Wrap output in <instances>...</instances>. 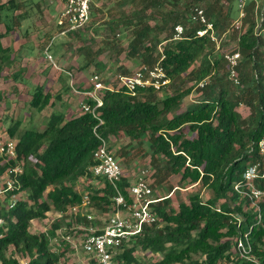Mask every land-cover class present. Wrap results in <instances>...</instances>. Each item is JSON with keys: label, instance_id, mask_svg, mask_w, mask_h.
I'll use <instances>...</instances> for the list:
<instances>
[{"label": "trees", "instance_id": "1", "mask_svg": "<svg viewBox=\"0 0 264 264\" xmlns=\"http://www.w3.org/2000/svg\"><path fill=\"white\" fill-rule=\"evenodd\" d=\"M137 1L140 5L134 16L113 25L124 23L132 27L127 55L138 57L142 65L148 66L161 60L171 78L163 90L173 86V92L162 98L159 94L163 90L153 88L142 89L135 96L123 88L101 92L103 105L98 108V115L104 124L100 131L110 142L123 137L138 140L148 137L156 166L149 174L152 186L162 184L165 176L177 174L183 183L189 186L201 183L213 195L204 199L197 192L177 205L172 195L163 196L154 205L158 222L122 244L115 256L116 264H264V202L259 222L256 207L233 188L246 167L257 160L258 143L264 137V2L247 0L242 26L236 28L232 22L239 16L237 0ZM197 5L203 6L209 20L214 22L221 44L222 36L229 33L232 25L237 29L233 50L224 51L221 47L217 52L210 35L197 34L203 27L191 21ZM19 7L16 0H0V25L5 10L18 11ZM21 15H16L14 23L21 20ZM177 24L185 26L180 39L174 38ZM6 28V32L12 29L9 25ZM6 32L0 29V75L3 63L10 57L9 48L3 45ZM235 51L241 54L238 85L230 79L229 64L224 57L226 52ZM94 62L97 67L106 68L94 59L84 67ZM205 79L204 86H199ZM194 90L198 98L186 104V98ZM2 95L0 92V101ZM51 99L52 94L38 85L31 103L43 110ZM87 101L95 105V101L89 98ZM241 104L249 106V116L239 111ZM98 123L92 113L81 109L71 117L64 112H52L42 131L28 128L19 132L20 121L7 128L9 137L16 138L17 156L6 162L0 156V177L9 167L21 165L23 172L16 191L27 196L13 208L0 206V217L5 220L0 225V264L69 261L72 246L63 239L54 243L53 238L58 237L60 227L75 234L79 230L73 227L75 224H90L82 211L70 212L82 202L84 195L77 190L82 178L103 179L96 189L88 185V194L91 205L110 211L114 190L105 178L92 172L96 164L94 153L99 146L93 129ZM160 160L164 162L162 172L158 167ZM129 185L130 180L124 174L120 186L126 195ZM260 185L264 187V179ZM173 189L170 186V192ZM54 211L63 213V217L56 219L49 230L31 228L34 219L45 220ZM246 233L256 261L235 256L237 240ZM138 250L151 252L158 259L142 262L136 256Z\"/></svg>", "mask_w": 264, "mask_h": 264}, {"label": "rangeland", "instance_id": "2", "mask_svg": "<svg viewBox=\"0 0 264 264\" xmlns=\"http://www.w3.org/2000/svg\"><path fill=\"white\" fill-rule=\"evenodd\" d=\"M16 1L20 9L9 12L5 10L0 25V29L5 32L7 25L12 28L6 32L3 39V45L10 50V57L3 63V71L0 75V92L3 94V99L0 101L2 128L7 130L16 121H20L19 132L28 128L42 130L46 127L49 115L54 111L64 112L68 117L78 114L81 112V101L86 97L75 93L74 88L83 90V87L90 86L89 79L96 73L103 78L105 83L117 85L119 75L132 74L142 65L138 57L127 55L128 45L133 38L132 27L124 23L120 26L113 25L115 21L119 22L127 16H134L140 5L139 1L135 3V0H95L93 6L96 15L84 29L80 30L79 34L75 35L73 32L59 35L57 17L62 4L58 0ZM258 1L264 2V0ZM202 5L205 6L203 2ZM20 13H22L21 20L14 23V20H17L16 15ZM237 33L239 32L232 25L229 33L222 36V44L219 40L220 48L216 49L217 52L221 50V47L225 48L224 51L233 50L237 43L235 37ZM54 36L56 38L52 46V54L54 61L61 69L55 68L44 53L46 44ZM161 48L159 45L158 50ZM90 59L102 62L106 68L97 67L95 62L89 67H84ZM68 72H71L73 76ZM38 85L43 86L46 92L52 94L51 104L43 110H38L31 103L35 87ZM172 92L173 86H169L160 92L159 96L167 97ZM196 98L198 94L194 90L186 98L185 103L193 102ZM238 109L246 117L251 113L246 104H241ZM147 138L138 140L123 137L110 142L129 180H135L138 171L143 167L148 168L150 174L156 169L152 162V149ZM163 163L162 160L158 162L161 172L164 169ZM102 184V178L92 181L82 178L77 184V190L85 195L89 190L88 185L96 189ZM170 186H174L172 192H170ZM153 188L157 197L172 195V201L176 205L181 201H188L189 197L197 192L204 199L213 195V192L201 183L191 186L183 183L180 175L177 174L165 176L162 184L154 183ZM26 196L27 193L20 192V199ZM94 206L91 205L88 208L83 206L80 211L84 214L92 212L96 219L103 223L108 218L109 211L99 210ZM54 218L55 212H51L45 220L34 219L31 222V228L37 231H47L51 228ZM82 232L79 231L78 235L83 234ZM75 239L79 242L77 237ZM69 256V261L66 260L61 264H76L85 259L84 254L76 251H71ZM136 256L142 262L158 259V256L143 250H138Z\"/></svg>", "mask_w": 264, "mask_h": 264}, {"label": "built area", "instance_id": "3", "mask_svg": "<svg viewBox=\"0 0 264 264\" xmlns=\"http://www.w3.org/2000/svg\"><path fill=\"white\" fill-rule=\"evenodd\" d=\"M62 4L57 17V26L60 34H67L84 29L93 17V3L95 0H58ZM247 0H237L239 16L234 21L236 28H240L246 13ZM193 23H200L203 27L197 30L200 36L210 35L212 40L216 42V49H219V38L216 32L214 22L209 20L206 10L203 6L197 5L191 14ZM185 31L183 24H177L175 27V39L182 38ZM55 36L46 44L44 53L53 66L61 69L54 61L52 54V46ZM225 59L229 64V77L233 82L240 84V77L237 71L241 60V54L238 51L226 52ZM72 75L71 72H68ZM73 76V75H72ZM207 79L201 81L199 86H204ZM90 86L86 89L74 88L77 94H83L86 97L81 101V109L84 112L92 113L98 118L99 123L94 127L93 131L99 139V146L94 153L96 164L92 167L95 176L105 178L114 190L112 202L108 218L100 223L92 212L85 213L90 224H75L73 227L83 230V234L78 235L70 233L66 227H60L57 230L58 237L53 238L56 243L59 239L67 241L73 248V251L81 252L85 255V259L80 260L76 264H116L115 256L119 253L122 244L129 243L135 236L141 234L145 227L158 222V216L154 212V205L165 197H157L154 194V188L149 180L150 171L148 168H141L138 171L135 180H130L127 187V195L123 192L120 181L124 175V168L117 158L110 141L101 133L100 126L104 124V120L98 115V108L103 105L101 92L105 90H114L123 88L127 93L135 96L142 89L153 88L161 91L171 83V78L166 69L159 60L152 66L141 65L132 74H122L117 78V85L106 84L99 74H93L89 79ZM95 101L93 106L87 100ZM259 156L257 160L249 164L243 172V176L239 181L233 184L234 190L243 197L248 198L253 206L258 210V221L262 220L261 202H264V187L260 185V181L264 179V137L258 143ZM0 156L6 162L10 158H16V138H11L5 128L0 124ZM21 165L9 167L0 177V206L7 209L13 208L20 199L18 188L19 176L22 174ZM91 206L90 195L86 193L82 202L76 204L70 212H80V208ZM55 212V218L61 219L63 213ZM241 221V219L239 218ZM5 222L0 217V225ZM52 222V223H53ZM248 234L240 237L235 245V256L247 261H256L253 253V247L248 240ZM2 236V235H1ZM78 238L76 241L75 238ZM62 263V262H61ZM60 263V264H61ZM23 264H27L24 262ZM227 264H234L229 262Z\"/></svg>", "mask_w": 264, "mask_h": 264}, {"label": "crops", "instance_id": "4", "mask_svg": "<svg viewBox=\"0 0 264 264\" xmlns=\"http://www.w3.org/2000/svg\"><path fill=\"white\" fill-rule=\"evenodd\" d=\"M65 114H66V113H65ZM50 115H51V114H50ZM50 115H49V116H50ZM66 115H67V114H66ZM67 116H68V115H67ZM47 120H48V119H47ZM45 125H46V124H45ZM45 125H44V126H45ZM44 128H45V127H44ZM44 128H43V129H44ZM43 129H42V130H43ZM42 130H40V131H42Z\"/></svg>", "mask_w": 264, "mask_h": 264}]
</instances>
